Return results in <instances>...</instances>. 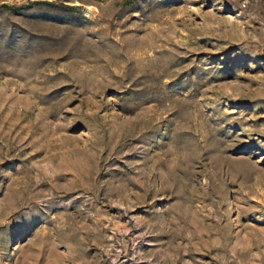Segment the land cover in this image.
Masks as SVG:
<instances>
[{
  "label": "rangeland",
  "instance_id": "rangeland-1",
  "mask_svg": "<svg viewBox=\"0 0 264 264\" xmlns=\"http://www.w3.org/2000/svg\"><path fill=\"white\" fill-rule=\"evenodd\" d=\"M0 264H264V0H0Z\"/></svg>",
  "mask_w": 264,
  "mask_h": 264
}]
</instances>
